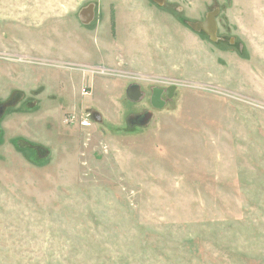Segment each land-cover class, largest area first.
Returning <instances> with one entry per match:
<instances>
[{"label": "rangeland", "instance_id": "374dc122", "mask_svg": "<svg viewBox=\"0 0 264 264\" xmlns=\"http://www.w3.org/2000/svg\"><path fill=\"white\" fill-rule=\"evenodd\" d=\"M123 3L0 0V264H264V0L142 4L151 24L121 6L108 25ZM215 6V39L181 23ZM97 33L155 65L112 48L108 71L77 72L69 43ZM129 83L175 90L139 125Z\"/></svg>", "mask_w": 264, "mask_h": 264}, {"label": "crops", "instance_id": "0c3cea01", "mask_svg": "<svg viewBox=\"0 0 264 264\" xmlns=\"http://www.w3.org/2000/svg\"><path fill=\"white\" fill-rule=\"evenodd\" d=\"M126 3H127V5H128V3H130L131 7L127 6ZM126 3L120 4L119 6H116V5L113 6L112 10H114V15H111L110 9L108 10L107 17H105V20L108 22V25L110 24V26H111L112 23L114 25L117 22H119V7H121V6H124L126 8L125 11L128 12V15H130L134 19V22H137V20L142 19L143 23L149 21V24H151L150 21L151 22L153 21V18L151 16L152 10L149 9V13L146 10H144L146 8L141 6L142 4L144 5L143 0H126ZM87 9L90 11V14L87 12V14H89L87 17L88 18L90 17V19L88 20V22H82L83 24H89L94 19L93 13L95 11V8L93 7V4L87 5L81 9V11L79 12L80 18H82L83 21H87L86 18L82 17V12L84 10H87ZM122 10L123 9L120 8V11H122ZM150 10H151V13H150ZM97 11H99V8H97ZM148 14H149V16H148ZM135 16H138V17H135ZM113 17H114V21L112 22L111 19ZM82 23H81V25H82ZM140 24H142V22ZM94 30H96V29H94ZM149 30L150 29L147 28V31H149ZM102 34L104 36H102L101 34L98 35V33H97L95 36L94 35L91 36V39L88 37V39H86V40L80 39L79 42L73 41V42L69 43L70 45H68V46L69 47L75 46V48H76L75 50L78 53L77 58L79 59L78 60L79 63L77 65H80V66L77 68V72L87 73V71L89 69H91L90 67L93 64H101V65L111 64V62H113V60H115L117 58L116 54H114V55L112 54V48L115 49V52L117 51V49H119L120 51L124 50L127 54L125 56L126 62H130L131 65L136 69H140L142 71H147V70H150L152 68V66L155 65V56H153L151 53H150V56H152V59L150 58V60H148L147 62H141L140 61L139 56L142 53V51L139 49L138 44L136 46H130L132 48L128 49L127 48L128 45L125 42L121 41L120 39H118V40H117V38L114 39L110 34H107L106 36H105V33H102ZM108 36L110 38H108ZM61 42H64L63 38L61 39ZM151 42H153L152 39L151 40H143L141 42V44L148 43V44L152 45L153 43H151ZM63 47L65 48L64 44H63ZM67 51L68 50H66V52ZM129 84H127L126 87ZM73 111H75V110H73ZM84 111L90 112L91 110H84ZM93 123H95L94 120H93ZM92 124H91V126H92Z\"/></svg>", "mask_w": 264, "mask_h": 264}, {"label": "flooded vegetation", "instance_id": "af4514ba", "mask_svg": "<svg viewBox=\"0 0 264 264\" xmlns=\"http://www.w3.org/2000/svg\"><path fill=\"white\" fill-rule=\"evenodd\" d=\"M143 1H144V5L153 6L156 8V10L164 7V4L168 2V0H162V2H158L156 0H143ZM110 10H111V15H114V10H112V9H110ZM87 12L89 13L90 11L87 9V10H84L82 12V17L86 18L87 21H83L82 18H78L80 23L88 22V20L90 19V17L89 18L87 17L89 15V14H87ZM181 12H182L181 9L178 10V13H181ZM218 12H219L218 7L215 6L209 10H205L201 19H195V20L190 21V19L181 18L182 19L181 23L185 24L189 27H191V24H196V23L205 24L206 30H203V29H200V30L203 31L205 34H207L208 37L213 40V37L216 38V23H217L216 20H217ZM111 21L112 22L114 21V17L111 19ZM90 24L91 23H89V24H83L82 23V25L87 29L90 26ZM212 26H213L214 30L212 29ZM89 30H94V28L89 29ZM212 30L214 31L213 37L210 34V32ZM77 66L79 67L80 65H77ZM90 68L93 70L100 71L102 73L108 71V67L106 65H101V64H93V65H91ZM174 90H175V84L174 83H168L167 85H164V84L163 85H151L150 84L147 87V93H146L145 91H143L141 89V85H139L137 83H130L125 89L126 98H128L130 101H133L135 103L146 101L148 104V107H144L138 111H134V112L129 113V114L130 115L132 114V116H135V115L137 116V115L143 114L147 110L151 111V109L162 108L164 105H166L168 103L169 100H171L173 93H174ZM13 98L14 97H12V100H13ZM2 105L6 106L5 104H2Z\"/></svg>", "mask_w": 264, "mask_h": 264}, {"label": "water", "instance_id": "95a60500", "mask_svg": "<svg viewBox=\"0 0 264 264\" xmlns=\"http://www.w3.org/2000/svg\"><path fill=\"white\" fill-rule=\"evenodd\" d=\"M156 1L162 2V0H156ZM89 14H90V12H89ZM191 27L195 30H200V29L206 30L205 24H203V23L191 24ZM212 29L214 30L213 26H212ZM213 30L210 32L212 37L214 34ZM214 38L215 37H213V39ZM19 96H21V93H19V92L16 93L14 95V101L17 100ZM4 107H5L4 105H0V115L2 114ZM89 113L91 115L92 120H94L96 122H98L100 120L99 112L91 110ZM151 117H152V112L150 110H147L143 114H140L137 116L136 115L135 116L130 115L128 119L130 120L131 123L139 124V125H146L151 120ZM39 151L41 152L40 155H43L45 153V151L42 150L41 148H39Z\"/></svg>", "mask_w": 264, "mask_h": 264}, {"label": "built area", "instance_id": "2783aa9c", "mask_svg": "<svg viewBox=\"0 0 264 264\" xmlns=\"http://www.w3.org/2000/svg\"><path fill=\"white\" fill-rule=\"evenodd\" d=\"M90 93V87H83L81 89V94L87 95ZM63 121L66 124L72 125L75 124L81 128H88L93 123L91 115L87 111L76 112L71 111L70 113L64 115Z\"/></svg>", "mask_w": 264, "mask_h": 264}]
</instances>
